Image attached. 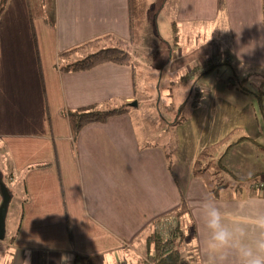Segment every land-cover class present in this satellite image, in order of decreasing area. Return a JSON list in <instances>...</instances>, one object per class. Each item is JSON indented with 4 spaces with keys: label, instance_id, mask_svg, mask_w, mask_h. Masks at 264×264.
I'll use <instances>...</instances> for the list:
<instances>
[{
    "label": "crops",
    "instance_id": "1",
    "mask_svg": "<svg viewBox=\"0 0 264 264\" xmlns=\"http://www.w3.org/2000/svg\"><path fill=\"white\" fill-rule=\"evenodd\" d=\"M171 1L178 25L218 26L222 47L212 54L205 46L195 49L202 57L190 56L196 63L187 66L184 79L197 77L195 84L202 85V61L219 63L214 57L226 56L224 65L232 68L227 86L239 93L236 106L243 114L220 137V127L215 129L209 137L216 141L210 142L242 130L249 138L235 144L223 162L237 176L257 179L211 194L193 174L199 153L173 142V120L140 112L133 64L62 68L91 48L129 44L128 0H52L51 15L34 20L27 0H9L0 16V141L10 157L12 182H23L17 193L19 231L7 245L9 254L16 253L10 264H143L153 256V234L174 238L191 264H206L202 200L211 196L235 207L236 200L264 197V112L261 117L256 110L254 87L234 84L252 74L264 77L263 0ZM258 93L264 94L263 86ZM243 97L249 100L241 103ZM126 104L129 110L72 134L68 110ZM260 158L263 165L252 168ZM40 164L46 166L32 167Z\"/></svg>",
    "mask_w": 264,
    "mask_h": 264
},
{
    "label": "rangeland",
    "instance_id": "2",
    "mask_svg": "<svg viewBox=\"0 0 264 264\" xmlns=\"http://www.w3.org/2000/svg\"><path fill=\"white\" fill-rule=\"evenodd\" d=\"M145 1L150 15L149 19L147 16L145 18L141 42L138 45L127 46L137 73L138 108L143 116L148 119L164 117L170 122L173 120L175 126L170 134L172 138L174 137L173 142H180L182 148L186 147V150H190L194 155V153H199L215 143L210 142L216 140H211L209 137L215 129L220 127L218 136H216L220 137L223 127H231L233 117L237 119L243 114L240 107L236 106L239 93L232 91V86H227V84L231 85L228 76L232 68L230 65L223 64L211 72L201 74V77L207 75L206 79L202 80V85L195 84L198 81L197 77L190 76L185 80L184 75L187 72V66L196 63L190 59V56L192 59L202 57L195 52V49L199 46H205L212 54L222 47L216 41L218 26L204 22L198 25L195 23L178 25L171 18L170 7L173 1ZM197 27L200 30L199 34L195 35L194 29ZM112 45L115 47L119 44ZM96 49L99 50L100 48L94 47L90 51H97ZM214 58L219 62L222 60L228 62L226 56ZM206 60L202 62H207ZM218 68L221 69L220 73ZM234 84L242 89H244L243 87H254L252 89H255L258 94L259 86L264 88V77L252 74L249 80L246 79L241 83L236 82ZM256 93L253 94L257 104L256 110L262 117L264 99L260 102ZM243 98L240 100L241 103L249 100ZM247 116L246 119H248ZM241 133H243L242 130H239L234 134L240 135ZM254 165L258 169L260 165H263L262 159L260 158L258 163L254 159L251 167L253 168ZM4 168L6 173L12 171L9 166ZM21 182L9 183V187L15 196L8 212L7 234L15 231L21 216L20 196L17 194L19 186H23V182L22 184ZM8 243L9 241H0V264H10L16 259V253L14 256L13 253L9 254L12 248L7 247ZM8 254L10 259L7 258Z\"/></svg>",
    "mask_w": 264,
    "mask_h": 264
},
{
    "label": "trees",
    "instance_id": "3",
    "mask_svg": "<svg viewBox=\"0 0 264 264\" xmlns=\"http://www.w3.org/2000/svg\"><path fill=\"white\" fill-rule=\"evenodd\" d=\"M9 0H1L0 2V16L5 11L7 3ZM31 19L34 17L44 15L45 18L48 14L51 15L52 12V0H27ZM222 1V0H221ZM264 6V0H263ZM129 7V21H130V40L129 44L126 46L123 43H119L118 46H109L97 50L94 53L86 55L85 57L78 59L71 64H68L62 68L73 69V70H83L90 69L97 65L112 62L123 65L132 64V57L128 51L127 46L138 45L141 42V35L143 33L144 21L146 18V1L145 0H128ZM264 8V7H263ZM264 13V11H263ZM46 19V18H45ZM123 44V45H122ZM71 53V51L61 53L60 58ZM206 66L202 69L201 74H206L211 72L213 69L217 68L219 65L225 64V62L213 63L212 59L206 60ZM247 92V91H244ZM259 101L262 102L264 99V94L258 93ZM129 104L120 107H107L100 108L98 106H90L88 108H80L76 110H68L66 115L68 117L72 134L74 136L78 135L82 129L90 123L103 122L110 117L121 113L123 111L129 110ZM235 132L229 133L227 136L223 137L216 143L201 150L196 158L193 174L195 177L201 178L205 181L209 191L214 196H219V191L222 188L235 186L240 187L242 182H252L257 178L256 174L249 177H240L232 172L224 164L223 160L225 156L229 153L232 147L243 139H248V136L244 134H234ZM5 166H10V157L8 156L7 150L3 143L0 141V173L3 174L5 182L8 184L13 181V171L6 173ZM43 165H36L32 167H43ZM12 170V167H11ZM240 184H239V183ZM11 189V188H10ZM27 198L24 199V202ZM188 209L185 202H183L182 211ZM20 227V226H19ZM19 228L17 227L12 234H7L6 239L9 243H13L17 237ZM184 234L181 232L180 236ZM149 245L153 243L154 258L157 260L158 264H191L182 252L179 250L177 244L175 245V240L169 239L164 241V239L158 234H153L149 236ZM1 241V240H0Z\"/></svg>",
    "mask_w": 264,
    "mask_h": 264
},
{
    "label": "clouds",
    "instance_id": "4",
    "mask_svg": "<svg viewBox=\"0 0 264 264\" xmlns=\"http://www.w3.org/2000/svg\"><path fill=\"white\" fill-rule=\"evenodd\" d=\"M234 205L211 196L201 202L206 264H264V197L249 196Z\"/></svg>",
    "mask_w": 264,
    "mask_h": 264
},
{
    "label": "water",
    "instance_id": "5",
    "mask_svg": "<svg viewBox=\"0 0 264 264\" xmlns=\"http://www.w3.org/2000/svg\"><path fill=\"white\" fill-rule=\"evenodd\" d=\"M136 102H134L135 104ZM0 240H5L7 236V217L10 204L13 199V193L5 182L3 174L0 173Z\"/></svg>",
    "mask_w": 264,
    "mask_h": 264
},
{
    "label": "built area",
    "instance_id": "6",
    "mask_svg": "<svg viewBox=\"0 0 264 264\" xmlns=\"http://www.w3.org/2000/svg\"><path fill=\"white\" fill-rule=\"evenodd\" d=\"M260 186H264V184H260ZM143 264H158V262L154 258V256H146V257H144V263Z\"/></svg>",
    "mask_w": 264,
    "mask_h": 264
}]
</instances>
